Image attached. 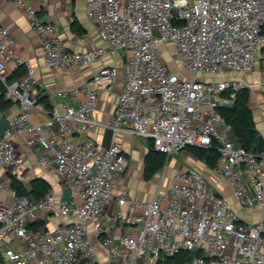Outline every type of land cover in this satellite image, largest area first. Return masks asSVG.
<instances>
[{"label":"built area","instance_id":"obj_1","mask_svg":"<svg viewBox=\"0 0 264 264\" xmlns=\"http://www.w3.org/2000/svg\"><path fill=\"white\" fill-rule=\"evenodd\" d=\"M13 2L42 39L48 68L70 73L124 51L125 82L111 122L95 117L100 93L118 82L109 64L58 92L50 116L34 121L36 68L0 23V80L18 108L0 135V171L21 168L15 137L24 136L36 165L69 190L32 200L0 177V264H168L183 253V264H264V149H246L219 112L251 86L259 63L264 91V0H86L104 44L82 51L67 50L59 25L31 0ZM9 63L23 75L11 79ZM99 127L151 140L166 164L189 146L214 149L216 178L165 171L150 199L135 198L122 145L104 148L90 136Z\"/></svg>","mask_w":264,"mask_h":264},{"label":"crops","instance_id":"obj_2","mask_svg":"<svg viewBox=\"0 0 264 264\" xmlns=\"http://www.w3.org/2000/svg\"><path fill=\"white\" fill-rule=\"evenodd\" d=\"M31 4L37 9L40 18L54 21L59 25L62 41L67 50L82 51L96 45L104 44L99 38L97 26L87 16L86 0H31ZM0 23L8 26L11 30L12 36L16 41V51L29 60L36 68L35 78L37 84L35 92L37 101L35 107L32 109V118L34 121L46 120L50 116L53 103H55L54 101L59 100L56 97L58 92L67 91L83 84L90 79L93 72L103 64L117 65L120 68V72L118 82L114 89L112 91H102L100 93L95 117L103 122H111L113 120L119 94L125 82V73L123 69L124 58L122 54L116 57L106 56L102 61L95 63L91 67H83L70 73H63L58 70L50 69L45 65L42 39L31 27L23 8L17 6L13 0H0ZM18 70L23 71L17 68L14 63H9L11 78L19 77L17 76ZM258 77L259 73L256 74L255 71L247 76L251 85H256ZM46 93H48V95H45ZM42 98L46 99L43 101ZM17 110V105L13 103V105L5 111L0 109V117L5 116L7 119H11L17 113ZM104 132L105 129L99 127L92 130L90 136L102 142ZM128 136L138 139L141 138L130 133L118 131L115 134L114 140L120 144H124V142L130 138ZM15 140L23 164L19 170L12 172V174L16 175L28 189L31 187L30 181L33 178L43 177L52 184V190L58 197L67 198L69 196V190L62 184L55 170L53 168H41L36 165V156L27 145L24 136H16ZM205 165L207 166L206 163ZM208 171L207 173L204 172V174L211 180H214V169L209 168ZM157 174L151 179L155 186L153 194L156 191L159 181H155ZM133 175L130 168H128L124 185L127 187L130 194L141 200L150 199L153 194L148 197V193H150L148 187L145 189H137L136 186L131 184V177ZM0 177L10 183L8 170L0 171ZM220 186L225 187L222 180H220ZM226 190L228 189L226 188ZM226 194H229L231 199L234 198L229 191H226ZM9 200L10 199H8V201ZM51 222L57 223L58 220L52 219ZM122 230L123 229L120 228L119 231ZM97 248L102 250L99 245H97Z\"/></svg>","mask_w":264,"mask_h":264},{"label":"trees","instance_id":"obj_3","mask_svg":"<svg viewBox=\"0 0 264 264\" xmlns=\"http://www.w3.org/2000/svg\"><path fill=\"white\" fill-rule=\"evenodd\" d=\"M23 72L18 70L17 76L23 75ZM4 91L5 87L0 80V109L3 111L13 105V102L5 97ZM235 96L236 100L233 105L219 108L220 115L232 124L236 137L246 149L252 152H260L264 149V137L258 128L254 112L250 106V89L240 90ZM45 99L42 98L43 101ZM187 149H198L199 157L209 168L214 169L217 166L218 152L216 150L192 146L185 150ZM167 160V154L157 150L153 142L148 140L147 153L144 159V178L146 180L152 179L165 167ZM9 176L10 186L17 195L27 196L32 200H38L52 190V184L43 177L33 178L30 181L31 187L28 189L16 175L9 173ZM40 224H44V222ZM189 255V253H183L170 259L168 264H183Z\"/></svg>","mask_w":264,"mask_h":264},{"label":"rangeland","instance_id":"obj_4","mask_svg":"<svg viewBox=\"0 0 264 264\" xmlns=\"http://www.w3.org/2000/svg\"><path fill=\"white\" fill-rule=\"evenodd\" d=\"M171 46L172 43L170 44ZM122 57L124 51H120ZM165 58L169 60V54L165 55ZM170 61V64L173 69H177L175 64ZM262 63H259L255 68L256 74L260 73V67ZM180 70V69H179ZM202 76V75H201ZM257 85V84H256ZM252 84L250 89V106L254 112L255 119L258 125L261 134L264 137V91L261 90L258 85ZM126 142H124L123 149L129 159V168L132 174L131 184L136 186L137 189H145L148 187L150 193L148 197L153 194L154 184L151 179L146 180L144 178V156L147 151V143L142 138H133L131 136ZM194 167L201 172H209V167L205 165V162L199 157L198 149H187L181 152L174 154L171 157L170 162L165 165V167L157 174L155 181H158L161 176L166 173L172 177L176 171L181 168ZM135 188V187H134ZM103 264H107L106 261H103Z\"/></svg>","mask_w":264,"mask_h":264},{"label":"water","instance_id":"obj_5","mask_svg":"<svg viewBox=\"0 0 264 264\" xmlns=\"http://www.w3.org/2000/svg\"><path fill=\"white\" fill-rule=\"evenodd\" d=\"M45 95H48L46 93ZM11 128L9 119L5 116L0 117V135H5L6 131ZM115 130L112 127H107L104 132L102 146L104 148H109L115 137Z\"/></svg>","mask_w":264,"mask_h":264}]
</instances>
